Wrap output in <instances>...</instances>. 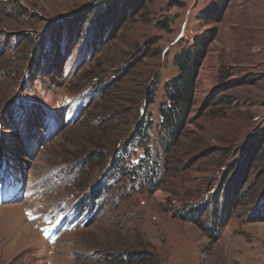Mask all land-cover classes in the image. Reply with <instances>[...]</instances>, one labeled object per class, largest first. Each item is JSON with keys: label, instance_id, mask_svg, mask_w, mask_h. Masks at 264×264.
Instances as JSON below:
<instances>
[{"label": "rangeland", "instance_id": "rangeland-1", "mask_svg": "<svg viewBox=\"0 0 264 264\" xmlns=\"http://www.w3.org/2000/svg\"><path fill=\"white\" fill-rule=\"evenodd\" d=\"M108 1L0 0V264H264V0L231 1L170 150L165 85L211 0H141L100 52L64 36L39 75L49 36L75 19L88 32ZM143 115L150 158L130 146ZM121 158L131 177L115 174ZM147 162L155 192L139 183ZM236 181L242 201L213 243L204 228Z\"/></svg>", "mask_w": 264, "mask_h": 264}, {"label": "trees", "instance_id": "trees-1", "mask_svg": "<svg viewBox=\"0 0 264 264\" xmlns=\"http://www.w3.org/2000/svg\"><path fill=\"white\" fill-rule=\"evenodd\" d=\"M231 1L232 0H211L209 8L201 13L198 18L201 26L208 28L195 36L192 44L182 48V50L174 56L173 62L178 72L177 75L170 79L165 85L166 102L160 109L161 134L166 139L165 146L168 150L179 145L185 127L190 121L200 70L207 58L212 44L217 39V25L223 21ZM143 3L144 2L141 0H132L128 3H125L124 1L119 3L118 0H115L108 1L103 5L101 4L100 7L93 11L89 16L87 24L90 29L88 28V32L85 33L83 32V29L81 32L78 29L79 19H75L74 21L66 23L65 26L59 27V29L49 36L50 42L53 43V45L48 48L50 50L44 49L42 54L43 63L40 61L37 64L38 71L36 72L43 76L52 74L54 69H48L49 67H54L57 64V61L62 58V50L59 45L64 36H67L68 40H73L79 37V35L84 37L88 33L90 47L97 52H100L102 46L106 44L107 41L115 38L116 34L124 24L123 19L130 14V11H137ZM50 59L52 60V64H50ZM157 86L158 84L152 88L153 92H151L149 100L150 106L154 104ZM143 114H147L146 109H144ZM144 115L139 119V124L132 134L130 146L135 145V147H138L143 151L145 156L150 158L152 155L151 130L153 129V124L148 119L146 121ZM29 124L31 128L37 127L39 130L43 129L44 116L39 114L35 119L30 118ZM261 150L262 147L260 145L257 149L252 150V154H249V157L255 153L259 154ZM126 153L127 152H125V154ZM130 156L131 154L122 158L128 160ZM122 158L113 165V170L118 177L120 176L124 179L126 177H131L133 171L130 168L125 167L126 162L124 163ZM155 163L157 165L159 162L156 161ZM145 166H147V168L144 176L141 177V181H138H140L139 183L142 188L146 186L149 188L150 192H155L161 186L156 178L157 175L152 170L154 165L151 166V164L147 162ZM133 169H135V166H133ZM138 176L140 177V175H135V179ZM235 183L236 187L234 194L232 196H226V204L224 207H215L212 224L204 228L205 232L210 235L211 242L213 243L218 241L220 233L227 226L229 219L233 216L235 209L242 201L243 192L238 191L241 184H239V181H236ZM191 210H193V214L198 212L196 207H192Z\"/></svg>", "mask_w": 264, "mask_h": 264}, {"label": "snow or ice", "instance_id": "snow-or-ice-1", "mask_svg": "<svg viewBox=\"0 0 264 264\" xmlns=\"http://www.w3.org/2000/svg\"><path fill=\"white\" fill-rule=\"evenodd\" d=\"M29 215H31V214H29Z\"/></svg>", "mask_w": 264, "mask_h": 264}]
</instances>
